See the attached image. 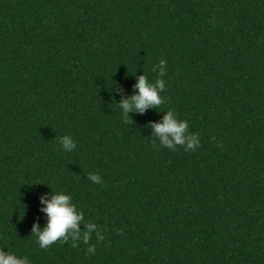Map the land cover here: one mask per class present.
<instances>
[{
    "label": "trees",
    "instance_id": "trees-1",
    "mask_svg": "<svg viewBox=\"0 0 264 264\" xmlns=\"http://www.w3.org/2000/svg\"><path fill=\"white\" fill-rule=\"evenodd\" d=\"M161 59L165 102L125 122L118 105ZM168 110L195 150L153 142ZM60 190L103 240L40 248L41 198ZM0 249L31 264H264V0H0Z\"/></svg>",
    "mask_w": 264,
    "mask_h": 264
},
{
    "label": "clouds",
    "instance_id": "clouds-1",
    "mask_svg": "<svg viewBox=\"0 0 264 264\" xmlns=\"http://www.w3.org/2000/svg\"><path fill=\"white\" fill-rule=\"evenodd\" d=\"M167 62L164 59L159 64L154 65L153 72H158L154 82L148 79L146 74L137 77L135 88L138 90L130 98L123 99L118 107L123 110L125 122L129 112L144 113L146 109L159 108L165 102L161 95L166 90V82L162 79L165 75ZM160 122L151 125L154 133L153 142L159 141V144L172 150L177 146L184 147L185 151L195 150L199 146V138L195 133H190L188 122L180 120L177 114L168 110L164 112ZM59 143L65 152H72L76 148V143L71 136L65 135L59 138ZM88 179L94 183H101L98 174L91 173ZM41 203L45 204L42 210L47 214V223L43 229L38 225L33 227V235L37 237L40 248L45 249L51 246L57 240L67 243L71 237L74 244L78 241L88 243L92 234H96L97 241L104 237L98 229L97 224L86 221L84 212L80 210L73 202L70 193L63 190L54 192L50 199L41 198ZM83 226V227H82ZM88 252H94V246H89ZM0 264H31L26 256H17L15 253L0 249Z\"/></svg>",
    "mask_w": 264,
    "mask_h": 264
}]
</instances>
